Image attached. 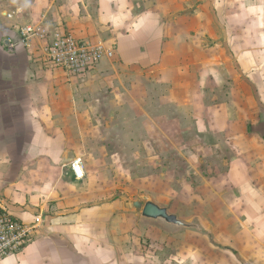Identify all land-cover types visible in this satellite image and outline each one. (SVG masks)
Here are the masks:
<instances>
[{"label": "crops", "instance_id": "0c3cea01", "mask_svg": "<svg viewBox=\"0 0 264 264\" xmlns=\"http://www.w3.org/2000/svg\"><path fill=\"white\" fill-rule=\"evenodd\" d=\"M182 2L146 0L140 15L133 13V0H58L38 19L0 13V202L35 227L27 247L0 264H166L160 252L119 251L115 205H103L101 190L88 182V148L101 145L95 136L103 122L128 113L139 117L145 132L157 127L160 135L165 106L181 124L176 112L197 107L202 88L214 84L228 86L226 102L197 111L209 119L206 131L221 137L225 183L247 214L230 222L238 232L221 238L223 251L200 264H264V0H223L216 6L221 35L238 42L205 45L192 29L204 18L211 30L200 34L214 36V0L194 12H183ZM31 21L113 46L116 59L82 78L51 69L42 41L21 43L19 28ZM194 66L201 67L199 76H161ZM122 68L135 75L131 82ZM167 80L171 96L155 102ZM210 146L215 152L217 145ZM78 157L82 178L72 168Z\"/></svg>", "mask_w": 264, "mask_h": 264}, {"label": "rangeland", "instance_id": "374dc122", "mask_svg": "<svg viewBox=\"0 0 264 264\" xmlns=\"http://www.w3.org/2000/svg\"><path fill=\"white\" fill-rule=\"evenodd\" d=\"M133 1L135 15L145 12L146 0ZM204 1L185 0L182 2L183 12L200 9ZM215 1L217 0H214V36L200 34L207 28L211 30L202 18L197 29L192 27L193 31L199 32L198 38L194 39L204 45L209 42L235 44L238 42L235 35H221L223 22L218 17L216 6L220 8L223 0H219V4ZM57 3L58 0H0V13H9L18 19L37 17L49 6H52L49 11L51 13ZM166 6L167 10L174 9L173 4L168 3ZM50 20L52 26L51 17ZM44 22L33 21L47 26ZM115 59L116 57L112 60ZM131 72L123 68L120 70L122 78H127L126 82H131L135 76L130 75ZM200 72V66L192 69L182 67L165 71L161 76L163 79L179 74L183 77L190 74L199 76ZM171 86L167 80L160 95L155 94V102L158 97H170ZM227 87L214 84L202 88V100L197 107L193 108V105L175 111L182 117L181 124L170 113L174 108L171 105L165 106L167 112L163 118L166 127L160 130V135L157 127H150V131L145 132L139 117L129 113L124 118L116 117L108 123L103 122V131L97 132L95 136L101 145L88 148L91 154L88 153L86 158L89 171H92L88 182H91V187L95 185L101 190L103 205H115L112 212L116 209L119 237L117 247L120 252L150 250L149 252L156 254L163 253L162 259L166 264H190L193 261L200 264L205 258L223 251L221 238L236 236L238 227L235 224L229 226L230 222L247 212L241 210L235 192L225 183L223 171L226 164L220 162L225 153L222 151L221 137L212 131H206L209 119L202 111H197L198 107L200 110L206 107L220 109L226 102ZM186 93L187 91L182 94L178 92V95L185 96ZM219 127L221 134L225 135L222 121ZM209 142L210 145H217L215 152L210 149L213 146L207 150ZM92 153H95L96 160ZM148 200L167 207L169 212L176 214L190 226L181 227L143 217L142 207L139 208L134 203L141 202L144 205ZM126 264L131 262L126 261Z\"/></svg>", "mask_w": 264, "mask_h": 264}, {"label": "built area", "instance_id": "2783aa9c", "mask_svg": "<svg viewBox=\"0 0 264 264\" xmlns=\"http://www.w3.org/2000/svg\"><path fill=\"white\" fill-rule=\"evenodd\" d=\"M21 43L43 42L42 55L49 68L82 78L103 61L115 58V48L92 43L65 30H51L43 23H26L19 28ZM77 178L84 176L82 158L72 164ZM35 227L28 225L0 202V261L22 252L32 241Z\"/></svg>", "mask_w": 264, "mask_h": 264}, {"label": "water", "instance_id": "95a60500", "mask_svg": "<svg viewBox=\"0 0 264 264\" xmlns=\"http://www.w3.org/2000/svg\"><path fill=\"white\" fill-rule=\"evenodd\" d=\"M135 206L142 207V216L147 219L163 220L168 224L181 227H189L190 225L183 222L176 214L169 212L168 208L158 203L148 200L144 205L141 202H135Z\"/></svg>", "mask_w": 264, "mask_h": 264}]
</instances>
